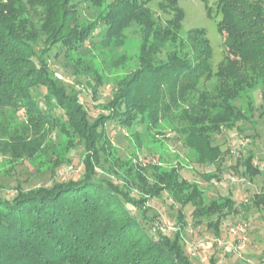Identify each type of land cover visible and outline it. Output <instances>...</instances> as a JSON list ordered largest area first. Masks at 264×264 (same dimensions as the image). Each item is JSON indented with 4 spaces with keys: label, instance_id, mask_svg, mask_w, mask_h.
<instances>
[{
    "label": "trees",
    "instance_id": "16d2710c",
    "mask_svg": "<svg viewBox=\"0 0 264 264\" xmlns=\"http://www.w3.org/2000/svg\"><path fill=\"white\" fill-rule=\"evenodd\" d=\"M203 1L208 16L220 15L217 28L225 34L227 54L217 69L204 29L184 27L179 0H0V125L10 134H0V150L15 158L34 157L51 130L66 135L70 145L84 146V172L78 178L29 190L18 186L14 195H0V264H195L183 243L187 205L196 225L206 220L220 234L224 219L237 211L235 199L230 194L208 198L199 183L181 177L178 167L152 166L151 182L140 164L138 180L130 183L124 174L123 184L97 171L102 156L118 161L111 153L108 122L129 128L148 121V127H156L162 118L174 119L195 161L209 166L225 152L213 145L214 134L249 117L236 101L264 86V0H216V13L209 0ZM153 2L169 17H159ZM82 3L97 9L92 19L82 18ZM132 27L141 36L136 66L117 78L103 105L107 112L90 120L79 94L69 93L54 76L50 51L65 46L74 72L90 77L96 92L103 85L101 72L86 57L85 44L98 30L101 51L123 46ZM126 60L123 55L113 65ZM34 89H45L46 106ZM19 109L25 111L22 119ZM9 123L20 129L9 131ZM134 136L141 146L140 135ZM237 166L252 177L260 173L249 150L237 157ZM164 191L180 204L173 235L161 228L153 233L145 223L148 202ZM252 206L264 209V191L242 204L245 210Z\"/></svg>",
    "mask_w": 264,
    "mask_h": 264
},
{
    "label": "rangeland",
    "instance_id": "374dc122",
    "mask_svg": "<svg viewBox=\"0 0 264 264\" xmlns=\"http://www.w3.org/2000/svg\"><path fill=\"white\" fill-rule=\"evenodd\" d=\"M209 2L216 13V0ZM179 3L185 12L184 27L203 28L209 37L214 48V69H217L219 62L227 54L224 45L225 34L219 32L217 28L220 15L208 16L203 0H179ZM86 5V3L81 4L82 18L89 20L93 18L97 9ZM152 6L159 17L163 19L169 17L157 8L156 2H153ZM35 20H38L36 15ZM140 37L137 28L132 27L127 32V41L123 46L101 51L98 45L101 37L98 30L94 32L85 44L84 52L88 59L91 56L94 65L101 72L103 85H100L96 92L89 84L90 77L74 72L65 46L56 45L50 51L49 62L54 76L66 85L69 93L79 94L90 120L102 111L107 112L103 105L109 103L117 78L136 66ZM43 39L44 37L36 44L37 50L42 47ZM123 55L127 57L125 64L114 66V60ZM45 92V89H34L43 106H46L42 96ZM263 93L264 86L246 93L236 101L249 117L240 120L237 128H224L214 134L213 145H219L225 152L217 164L209 166L195 161V153L185 144L184 135L179 131L181 125L174 119L162 118L156 127H148V121H138L129 128L117 121L107 123L108 134L113 143L111 153L118 158V161L102 156L101 162L97 164V171L100 174L115 179L121 184L125 181V174L132 183L138 180L137 167L141 164L142 167L147 168L142 172L152 182L154 180L152 166L178 167L181 177L199 183L206 190L208 198L230 194L235 199L237 211L224 219L219 235H216L213 228L207 226L206 220L196 225L192 217L193 207L185 206L187 226L183 243L186 253L195 264H264V209L252 206L249 210H245L242 207L245 202L251 204L256 193L264 191ZM249 103H252V106ZM17 117L20 119L25 117L24 109L18 110ZM2 120L0 116V122H3ZM9 124L11 128L9 131L19 128L17 125ZM1 128L2 124L0 134L4 137L10 135ZM135 132L141 137V146L136 142ZM2 135L0 138H3ZM247 150L253 152L254 162L260 170V173L253 177L247 174L243 167H235L237 157ZM83 152V144L76 142L70 145L68 137L57 130H51L43 148L34 157L15 158L10 153L0 150V195L12 196L18 186L29 190L40 186H52L56 181L72 177L78 178L84 172ZM207 174L211 177H207ZM232 177L236 178L235 182L232 181ZM133 192L139 195L136 189ZM148 205L150 210L148 219L145 220L146 225L153 233L161 228L164 232L173 235L179 227L180 204L164 191L159 197L152 198ZM128 207L134 214L141 215L132 205ZM233 225L238 227L241 225L243 230L238 234H232L230 227ZM243 234L248 239L246 244L240 242V235ZM216 238L223 239L225 244L218 246Z\"/></svg>",
    "mask_w": 264,
    "mask_h": 264
},
{
    "label": "built area",
    "instance_id": "2783aa9c",
    "mask_svg": "<svg viewBox=\"0 0 264 264\" xmlns=\"http://www.w3.org/2000/svg\"><path fill=\"white\" fill-rule=\"evenodd\" d=\"M232 181L235 182L236 181V178L235 177H232ZM242 230H243V228H242L241 225H240V227L234 226V225L232 227H230V231H231L232 234H238ZM240 236H241L240 237V242L242 244H246L247 241H248L247 237L244 234L243 235H240ZM215 241L217 242L218 246H223L225 244L224 240L221 239V238H216ZM234 248L236 249L237 247H234Z\"/></svg>",
    "mask_w": 264,
    "mask_h": 264
}]
</instances>
